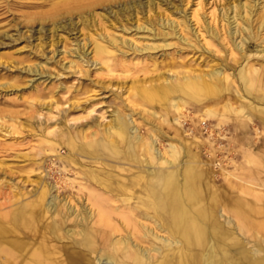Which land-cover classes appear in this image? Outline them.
Returning <instances> with one entry per match:
<instances>
[{
  "label": "rangeland",
  "instance_id": "rangeland-1",
  "mask_svg": "<svg viewBox=\"0 0 264 264\" xmlns=\"http://www.w3.org/2000/svg\"><path fill=\"white\" fill-rule=\"evenodd\" d=\"M199 1L197 23L193 12ZM263 5L264 0H0V226L14 227L19 208L37 200L35 191L41 188L47 168L53 169L48 182L76 183L73 190L56 192L71 199L76 210L90 206L77 185L88 187L90 178L121 176L122 170L135 171L138 166L146 171L142 144L131 154L117 130L110 138L100 135L116 118L128 124L129 115L147 143L151 133L160 139L161 152L169 151L170 144L194 155L200 152L199 169L210 171L205 166L210 151L221 147L224 152H218L215 160L227 161L225 173L236 175L235 167L245 162L239 150L264 148V114L253 110L264 108ZM179 32L189 41L178 39ZM124 39L135 41L137 50L121 45ZM116 40L118 45L113 44ZM215 68L230 76L233 90L218 81L220 76L210 78ZM185 74L217 83L218 96L198 92L191 97L189 89L176 92L185 85ZM167 84L170 98L165 104L143 98L146 89ZM236 87L243 99L236 96ZM177 97L186 103L187 116L180 125L174 121L180 116L173 108ZM226 102L238 111L245 106L254 116L255 124L247 125L248 137L237 135L235 119L241 127L246 122L241 114L226 112ZM207 109L225 119L199 122L196 116ZM91 124L98 128L100 140L118 149V155H96L97 150L89 149L96 141L91 138L93 130L85 132L84 138L78 132ZM199 132L205 139L213 135L212 140L196 143ZM232 157L235 165L230 163ZM215 183L221 191L227 188L221 176ZM34 214L39 218L37 210ZM22 215L29 218L26 211ZM50 225L51 221L45 223ZM259 229L257 225L255 232L263 238Z\"/></svg>",
  "mask_w": 264,
  "mask_h": 264
},
{
  "label": "bare ground",
  "instance_id": "bare-ground-1",
  "mask_svg": "<svg viewBox=\"0 0 264 264\" xmlns=\"http://www.w3.org/2000/svg\"><path fill=\"white\" fill-rule=\"evenodd\" d=\"M200 2L193 12L197 23L200 22ZM240 3L242 5L243 1ZM173 21L171 23L176 22ZM180 32L176 37L188 42V38ZM199 36L206 40L205 35ZM131 42L124 39L119 43L136 51L135 41ZM113 44L118 45L117 40ZM240 45L243 48L244 42ZM144 50L147 49L141 51ZM263 51L264 48L260 50ZM94 62L99 64L97 60ZM221 70H212L210 78L220 76L218 81L224 82L227 89L232 81ZM182 80L186 83L183 82L185 85L176 90L178 93L189 89L191 93L188 95L192 94L190 96L193 97L198 92L204 96H218L220 92L217 83H210L200 76L185 74ZM164 82H168V79ZM168 84L159 89H146L143 98L148 102L159 100L165 104L170 98ZM249 90L250 87L245 91L249 93ZM236 96L244 98L240 89H237ZM185 107L182 97L174 100L173 108L180 115L174 119L176 124L180 125L183 117L187 116ZM246 108L244 106L238 111L228 102L224 105L226 112L239 113L246 122V126L241 127L239 120L234 121L239 138L248 137L247 125L255 122L254 116ZM255 108L254 111L264 114V108ZM141 111L146 112L145 108ZM212 117L223 119L225 116L212 109L196 116L201 123ZM97 129L91 124L78 132L84 138L85 132L93 130L91 138L96 141L89 149L97 150L96 155H118L119 151L112 143L100 140V135L110 138L112 131L117 130L128 144L131 154L135 147L142 144L146 171L144 166H138L135 171L134 168L122 170L121 176L112 174L110 177L90 178L88 187L77 185L80 194L85 193L90 206L76 210L71 199L61 198L56 193L61 188L73 190L76 183L70 179L60 180L61 183L56 181V184L48 182L46 178L53 177L50 173L53 169L47 168L49 171L41 177V188L35 191L37 200L19 208L14 227L0 226V264H264V237L255 232L257 225L264 232V148L257 151L249 148L247 151L239 150L245 162L235 167L239 174L233 175L234 172L225 173L226 166L223 168V164L227 161L217 163L218 159L215 160L218 152L223 151L221 147L213 146L210 151V158L205 164L210 171L199 169L200 152L194 155L175 144L169 145V151L161 152L157 148L160 139L151 133L147 143L132 115H129L128 124L116 118L113 125L102 133ZM211 134L214 135V132L211 131ZM211 138L205 139L201 134L195 137V142L207 144ZM72 146L75 148L77 144ZM86 150L84 147L82 152ZM230 163L236 164L233 157ZM161 169L166 171L162 173ZM220 176L224 181L223 186L227 185L222 191L221 186L215 183ZM36 210L40 213L39 218L34 214ZM24 211L28 219L23 217ZM59 217L63 220L56 223ZM50 221L53 225L45 227V223ZM257 238L261 240L259 244Z\"/></svg>",
  "mask_w": 264,
  "mask_h": 264
}]
</instances>
